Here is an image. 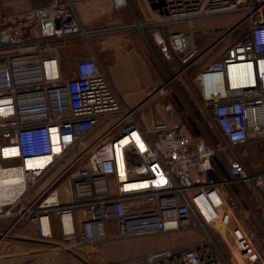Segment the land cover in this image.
I'll use <instances>...</instances> for the list:
<instances>
[{
	"label": "built area",
	"instance_id": "built-area-1",
	"mask_svg": "<svg viewBox=\"0 0 264 264\" xmlns=\"http://www.w3.org/2000/svg\"><path fill=\"white\" fill-rule=\"evenodd\" d=\"M119 1L125 4L113 0ZM142 2L132 27L181 66L178 74L224 44L219 58L195 75L199 109L215 138L198 119L195 134L170 101L162 104L165 119L145 125L141 105L124 103L95 54L63 76L59 53L69 40L123 27L86 29L71 1L21 12L0 5V175L16 176L12 196L0 202V241L30 231L39 251L63 250L91 264L79 253L95 245L199 229L198 241L124 264H264L224 191L233 185L248 199L247 185L252 205L264 213V172L251 174L241 161L249 142L264 140V0ZM227 16L235 20L207 30L219 34L201 52L195 23ZM231 70L243 73L230 77ZM173 80L148 100L167 96ZM37 158L47 160L27 164ZM57 230L61 238L53 240Z\"/></svg>",
	"mask_w": 264,
	"mask_h": 264
},
{
	"label": "rangeland",
	"instance_id": "rangeland-1",
	"mask_svg": "<svg viewBox=\"0 0 264 264\" xmlns=\"http://www.w3.org/2000/svg\"><path fill=\"white\" fill-rule=\"evenodd\" d=\"M122 9H120L119 17L120 20L116 23H113L115 20L110 21L112 17H108L107 25L103 27H123L120 29H116L114 31L93 35L89 40L85 39H73L70 41L65 48L61 51L66 52V56H61L63 59L61 60V66L63 69V76L65 78H69L73 76V66L75 62L81 59L84 47H87L89 51H92L95 47L96 40H107V39H117L119 35H129L132 37L134 41L137 42L140 49L146 53L148 58L150 59L151 65L154 69V74L158 78V84L154 91L160 87L164 82H166L169 78H174L173 82H170L167 86V96L160 97L156 96L152 100L153 103L158 102L161 109L162 104L170 101L174 104L176 108V112L179 116L185 120L192 131L195 134H200L201 131L195 125V119H198L208 136L214 139V131L208 126V123L203 116V112L200 111V93L198 90L197 80H195V75L201 70L207 63L213 61L221 55L223 51L224 44H219L218 46L211 48L208 52H206L202 57L197 59L194 65L189 67L182 74H178V69L181 68L180 65L176 63H172L170 61H166L161 57V55L157 52V49L152 46L149 47L143 36L140 35L139 31L132 27L133 22L135 21V17L141 19V7H143L142 0H125V4L122 3ZM235 20L234 16L227 17H218L213 20H200L195 23L196 29H198V35L195 37V43L200 49V51H205V49L216 39L218 36V29H215V32H210L207 34V30L211 29L220 24H227ZM230 24V23H229ZM102 28V27H100ZM87 29V28H86ZM98 29V28H95ZM210 30V31H211ZM201 33V34H200ZM206 33V34H205ZM60 51V53H61ZM178 66V67H177ZM142 110V112H146L150 107L147 105ZM244 155L242 156L241 161L244 166L247 168L248 172L251 174L263 173L264 172V140L260 141H251L249 142L244 150ZM220 177L224 178L225 174L220 170ZM248 199L243 196L241 191L235 186H226L224 191L228 199V205L233 210L236 218L241 223L242 227L245 229L246 233L249 235L252 243L255 245L256 249L259 251L261 258L264 262V213L263 209L258 208L255 204L252 205V201L249 200V196L251 197L249 187L247 185L243 186ZM205 209V206H203ZM3 210V209H1ZM2 227L4 228V224ZM16 232H10V236H17ZM109 232H115V227L113 222L109 225ZM213 233V237L216 242L220 245V247L226 251L225 245L221 240V237L217 234V232L213 229L211 231ZM15 233V234H14ZM203 233V232H202ZM18 234H22L26 239L34 240V236H32L30 231L27 232H18ZM204 234V233H203ZM204 236V235H203ZM53 240H60L61 236L59 231L54 234ZM8 243L20 245L21 249L17 252V256L23 257V261L18 264H82L75 257L67 253L63 250H50V251H39L43 248V246L38 245L35 241H15L4 238L0 241V254H8L10 251H5L9 248ZM157 243V241L155 242ZM3 250V252H1ZM10 250V248H9ZM101 246L97 251L93 253H79L81 257L89 261L91 264H124L128 258L132 256H127L126 258H120L115 260L116 256L119 255L121 257V252L114 249L113 258L111 257H103L100 254ZM112 253V251H110ZM118 258V257H117Z\"/></svg>",
	"mask_w": 264,
	"mask_h": 264
},
{
	"label": "crops",
	"instance_id": "crops-1",
	"mask_svg": "<svg viewBox=\"0 0 264 264\" xmlns=\"http://www.w3.org/2000/svg\"><path fill=\"white\" fill-rule=\"evenodd\" d=\"M52 1H71L78 21L87 29L103 28V26L109 24V20H115L113 23L118 22L120 20L118 13L123 8L122 3L116 5L113 0H0V5L8 12H21L31 8L46 6ZM108 17L112 18L108 20ZM45 32H48V30ZM74 39L78 40L79 38ZM72 40H69L67 44ZM94 45L96 48H93L92 51L84 47L81 59L87 58L92 54L96 55L99 63L106 70L113 88L121 96L124 103L131 107L141 105L138 111V118L145 125H149L152 121L165 119V114L158 103L159 101L153 103L152 100L154 98L148 100L155 87L159 85V80L153 72L154 69L150 59L140 49L137 42L129 35H119L117 39L96 40ZM66 52L64 50L59 53L58 61L61 72H63V69L60 59L66 56ZM147 105L150 108L143 113L142 110L144 108L142 107ZM3 232L4 228L0 223V234ZM16 233L14 234L17 236H11L12 239L10 240L21 241L17 238L22 236V234ZM203 235L199 229L173 231L154 236L116 239L95 245L90 250L93 253L101 246L100 254L103 257L109 256L111 258H113L114 249L118 250L122 255L121 257L119 255L116 256L115 260H117L127 256H140L153 251L183 246L198 241ZM156 241L157 243H155ZM8 246L10 250L8 248L5 253L7 251L10 252L8 254H0V264H18L22 262L24 260L23 257L16 255V251H20L21 246L11 243H8Z\"/></svg>",
	"mask_w": 264,
	"mask_h": 264
},
{
	"label": "bare ground",
	"instance_id": "bare-ground-1",
	"mask_svg": "<svg viewBox=\"0 0 264 264\" xmlns=\"http://www.w3.org/2000/svg\"><path fill=\"white\" fill-rule=\"evenodd\" d=\"M243 71L242 70H234V71H229V76L233 77V76H239L242 75ZM209 82V81H207ZM47 160V158H37V159H32V160H28L27 164L28 165H41L43 164L45 161ZM14 178H16L14 173H10L8 175H0V202H4L5 200H8L13 192H12V183L14 181ZM201 205L203 206V203H201ZM65 225L68 226L69 222L67 220H65Z\"/></svg>",
	"mask_w": 264,
	"mask_h": 264
},
{
	"label": "water",
	"instance_id": "water-1",
	"mask_svg": "<svg viewBox=\"0 0 264 264\" xmlns=\"http://www.w3.org/2000/svg\"><path fill=\"white\" fill-rule=\"evenodd\" d=\"M119 5L121 4V2L119 1V3H118ZM17 239H19V240H24L23 238H17ZM29 241H31V240H29ZM74 256H75V258H77L78 260H80V261H83L79 256H77V255H75V254H73Z\"/></svg>",
	"mask_w": 264,
	"mask_h": 264
}]
</instances>
